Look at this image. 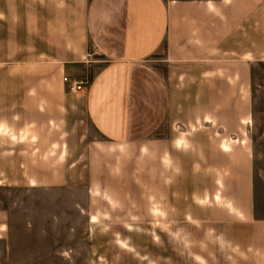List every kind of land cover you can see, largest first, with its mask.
Instances as JSON below:
<instances>
[{
    "label": "crops",
    "instance_id": "0c3cea01",
    "mask_svg": "<svg viewBox=\"0 0 264 264\" xmlns=\"http://www.w3.org/2000/svg\"><path fill=\"white\" fill-rule=\"evenodd\" d=\"M261 1L86 0L80 46L22 64L23 170L31 182L65 184L78 163L67 157L69 147L77 148L91 125L97 136L84 155L93 194L102 189L106 196L153 201L127 211L129 202L114 198L127 218L204 222L210 243L188 250L197 264H264V217L254 205L247 131L250 62L221 56L238 54L220 48ZM160 53L166 75L154 57ZM64 76L89 81L74 90ZM190 101L203 102L208 127L205 189L193 197L200 216L178 215L173 206V155L182 137L163 132L166 123L186 119Z\"/></svg>",
    "mask_w": 264,
    "mask_h": 264
},
{
    "label": "rangeland",
    "instance_id": "374dc122",
    "mask_svg": "<svg viewBox=\"0 0 264 264\" xmlns=\"http://www.w3.org/2000/svg\"><path fill=\"white\" fill-rule=\"evenodd\" d=\"M85 3L0 0V264H197L196 252L188 250L210 243L204 222L127 218L114 198L129 202L127 211L134 209L133 203L145 201L149 207L153 201L146 196H106L102 189L93 194L84 155L87 143L97 136L91 125L77 148L69 147L67 157L78 163L67 171L65 184L36 185L23 170L22 64L63 53L69 45L80 46ZM220 48L222 54H238L221 56H246L250 62L253 103L247 131L254 156V205L264 217V0ZM161 54L154 57L166 75L168 62ZM204 110L202 101L197 106L190 101L186 119L168 122L163 129L182 137L181 151L173 155V206L182 216L204 211L193 199L206 182ZM197 117L201 121L190 122ZM95 212L98 220L92 221Z\"/></svg>",
    "mask_w": 264,
    "mask_h": 264
},
{
    "label": "built area",
    "instance_id": "2783aa9c",
    "mask_svg": "<svg viewBox=\"0 0 264 264\" xmlns=\"http://www.w3.org/2000/svg\"><path fill=\"white\" fill-rule=\"evenodd\" d=\"M64 80L69 82L74 90L83 89L85 84L89 81L88 79H81L76 76H64Z\"/></svg>",
    "mask_w": 264,
    "mask_h": 264
}]
</instances>
